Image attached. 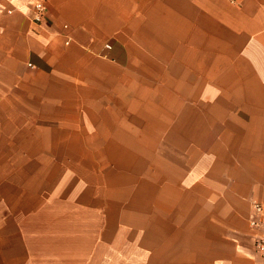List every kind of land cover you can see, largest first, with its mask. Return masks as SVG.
Returning a JSON list of instances; mask_svg holds the SVG:
<instances>
[{
	"label": "crops",
	"instance_id": "obj_1",
	"mask_svg": "<svg viewBox=\"0 0 264 264\" xmlns=\"http://www.w3.org/2000/svg\"><path fill=\"white\" fill-rule=\"evenodd\" d=\"M209 1L231 33L227 45L222 27L209 45ZM228 57L246 66L223 78L254 81L232 95L264 96V0H0V134L21 129L18 142H63L54 129L79 127L88 112L110 127L113 96L138 120L152 111L145 103L155 105L149 126H176L193 110L204 116L209 69L222 72ZM222 106L232 118L216 117L215 170L203 173L216 193L214 262L264 264L253 246L264 233V101L245 119Z\"/></svg>",
	"mask_w": 264,
	"mask_h": 264
},
{
	"label": "rangeland",
	"instance_id": "obj_2",
	"mask_svg": "<svg viewBox=\"0 0 264 264\" xmlns=\"http://www.w3.org/2000/svg\"><path fill=\"white\" fill-rule=\"evenodd\" d=\"M208 5L209 45L220 27L229 44L231 33L212 13L216 1ZM225 60L222 72L209 69L204 116L186 112L189 120L176 126H149L155 105L145 103L152 111L138 120L113 96L110 127L88 112L79 127L54 129L63 142H18L21 129L0 134V264H215L216 193L203 173L215 170L216 117L231 116L218 110L227 104L245 119L264 101L251 88V95H232L254 81L223 78L246 66ZM172 115L178 119L160 112L161 119ZM127 117L128 126H120Z\"/></svg>",
	"mask_w": 264,
	"mask_h": 264
},
{
	"label": "built area",
	"instance_id": "obj_3",
	"mask_svg": "<svg viewBox=\"0 0 264 264\" xmlns=\"http://www.w3.org/2000/svg\"><path fill=\"white\" fill-rule=\"evenodd\" d=\"M256 208L258 210H261V206L260 205H256ZM253 246L255 251L264 256V233L263 234H259L257 235L254 240H253Z\"/></svg>",
	"mask_w": 264,
	"mask_h": 264
}]
</instances>
